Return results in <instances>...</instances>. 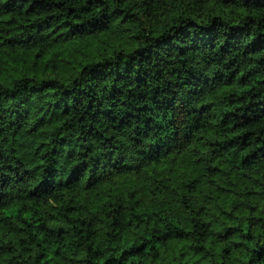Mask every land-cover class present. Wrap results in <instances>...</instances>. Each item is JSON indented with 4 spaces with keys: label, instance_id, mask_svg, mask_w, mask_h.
<instances>
[{
    "label": "clouds",
    "instance_id": "clouds-1",
    "mask_svg": "<svg viewBox=\"0 0 264 264\" xmlns=\"http://www.w3.org/2000/svg\"><path fill=\"white\" fill-rule=\"evenodd\" d=\"M41 4L0 0V264H264V0Z\"/></svg>",
    "mask_w": 264,
    "mask_h": 264
},
{
    "label": "trees",
    "instance_id": "trees-1",
    "mask_svg": "<svg viewBox=\"0 0 264 264\" xmlns=\"http://www.w3.org/2000/svg\"><path fill=\"white\" fill-rule=\"evenodd\" d=\"M222 2H223V0H222ZM34 4H35V7H33L32 5H29V9H28L32 13H38V12L44 10L43 5L41 4V0H34ZM9 11H10V9H9ZM145 246L147 247V245H145ZM152 247H155V245H152ZM136 248L138 250H142L140 245H137ZM125 251H128L129 255L135 254V253L131 252V250H125ZM122 255H123V253H122ZM128 264H140V262L139 261L133 262V261L129 260Z\"/></svg>",
    "mask_w": 264,
    "mask_h": 264
}]
</instances>
